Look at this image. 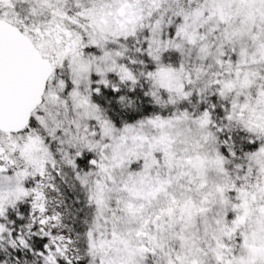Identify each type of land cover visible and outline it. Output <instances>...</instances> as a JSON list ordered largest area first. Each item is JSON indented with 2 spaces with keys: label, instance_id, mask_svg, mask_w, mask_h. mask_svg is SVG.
Masks as SVG:
<instances>
[{
  "label": "snow or ice",
  "instance_id": "6c2138e0",
  "mask_svg": "<svg viewBox=\"0 0 264 264\" xmlns=\"http://www.w3.org/2000/svg\"><path fill=\"white\" fill-rule=\"evenodd\" d=\"M0 264H264V0H0Z\"/></svg>",
  "mask_w": 264,
  "mask_h": 264
}]
</instances>
